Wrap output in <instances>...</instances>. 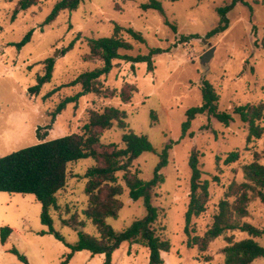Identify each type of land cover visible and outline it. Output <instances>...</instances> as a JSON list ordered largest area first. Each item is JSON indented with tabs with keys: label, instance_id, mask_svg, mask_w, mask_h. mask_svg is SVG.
<instances>
[{
	"label": "rangeland",
	"instance_id": "rangeland-1",
	"mask_svg": "<svg viewBox=\"0 0 264 264\" xmlns=\"http://www.w3.org/2000/svg\"><path fill=\"white\" fill-rule=\"evenodd\" d=\"M56 1L39 0L13 18L17 0H0V157L40 142L37 132L45 134L44 140L81 132L91 110L117 107L126 113L127 127L123 130L114 126L103 131L100 141L102 145L113 142L121 146L124 131L145 135L153 150L142 153L131 166L140 179L153 177L159 154L171 143L168 162L159 170L163 181L153 189L151 198L159 212L154 226L170 242V251L162 253L163 264H225L222 249L228 238L238 241L249 235L240 230L226 231L212 240L205 251L187 244L184 214L190 190L188 158L192 149L198 151L201 179L208 182L206 210L191 221V235L201 236L211 225L229 186L243 181L242 166L255 159L264 164V132L259 139L247 143V125L233 113L235 106L264 103V0L236 4L227 13V30L210 38L206 35L218 22L217 8L231 0H158L165 16L154 9H142L140 5L148 0H83L76 10L62 11L54 21L43 25ZM114 24L131 27L145 39L139 43L121 32L132 44L131 50L121 53L137 55L146 54L151 48L170 49L153 57L152 72L145 62L132 64L116 59L111 70L99 78L101 89L119 91L126 83L135 86L128 103H122L118 96L88 93L76 103L67 104L52 122L51 112L57 104L81 90L80 85L67 84L80 73L102 64L100 60L84 58L89 52L87 39L110 36ZM32 29L31 40L18 47ZM186 36L194 37L180 42ZM72 42V48L63 53ZM210 49L212 56L202 65L201 56ZM51 56L55 57L51 80L38 94H30L36 76L44 73V60ZM203 81L213 85L219 95V110L230 112L233 121L224 125L199 114L182 136L187 109L202 103ZM261 125L264 128V118ZM234 150L239 152L238 160L226 163L227 154ZM94 164L91 158L71 162L66 185L57 193L59 209L51 212L53 227L67 243L77 240V230L97 236L83 214L87 206L83 175ZM116 175L124 188L120 196L123 207L117 217L107 222L122 231L145 216L146 208L143 199H129L122 172ZM247 210L241 221L263 228L264 203L253 198ZM40 215L41 204L33 194L0 192V229H11L6 242H0V264H23L12 253L13 248L26 257L28 264H64L70 250L52 234L42 233L47 228ZM254 240L264 247V234ZM104 257L76 251L65 264H103ZM148 261L147 247L124 241L113 251L111 264ZM252 264H264V257L256 258Z\"/></svg>",
	"mask_w": 264,
	"mask_h": 264
},
{
	"label": "trees",
	"instance_id": "trees-1",
	"mask_svg": "<svg viewBox=\"0 0 264 264\" xmlns=\"http://www.w3.org/2000/svg\"><path fill=\"white\" fill-rule=\"evenodd\" d=\"M39 0H17L13 18L20 11H25L37 5ZM83 0H57L50 13L45 17L44 24L54 21L62 11L76 10ZM243 0H231L224 6L217 8L218 22L206 35L207 38L223 33L227 30L229 22L227 13L236 4ZM140 7L144 10L154 9L165 16L160 1L148 0ZM165 23L170 25L167 19ZM175 30V27L173 26ZM121 32L128 34L134 41L144 43L143 35L131 27H122L114 24L110 36L88 38L89 52L85 55L87 60H100L101 66L84 71L70 81L67 85H80L81 90L72 96L63 98L51 112V121L65 109L67 104L76 103L78 99L88 93L102 94L103 97L118 96L122 103H128L135 86L126 83L119 91L116 89H101L99 78L106 75L113 67L116 59L134 63H147V70H154L153 57L170 48H151L146 54L130 55L121 53L129 51L132 44L123 38ZM33 29L29 30L24 38L17 44L18 47L31 40ZM194 36H186L180 42ZM261 45L264 47V40ZM73 42L65 47L62 52L70 50ZM54 56L44 60V73L36 76V84L29 88L30 94H38L41 87L51 80ZM49 92L47 95L52 93ZM202 103L191 107L186 111V120L182 124V136H185L190 128L191 121L199 114L212 117L221 124L228 125L233 121V115L228 111L219 110V95L213 85L203 81L201 86ZM233 113L247 125L246 142L259 139L264 128L261 122L264 118V103L245 104L235 106ZM116 126L119 129L127 127L126 113L114 106H106L102 111L91 110L88 121L83 125L81 132L71 133L59 138L44 140L45 134L37 132L38 143L24 147L3 157H0V192L10 194H33L41 204V223L46 226L42 233L52 234L56 239L64 242L69 248L64 264L67 263L76 251L86 250L95 254H104L103 264L112 263V253L124 241L130 244H139L149 250L148 264H163V252L170 251L169 240L158 234L154 224L158 219V208L151 202L153 189L163 181L159 170L168 162V150L171 143H167L159 154L160 161L154 170L150 180L140 179L131 171L132 163L142 153L152 151V144L145 135L124 131L121 137V146L116 143L102 145L100 137L103 131ZM47 129L49 127H46ZM38 131V128H37ZM102 147V149H100ZM256 157L258 154H255ZM83 158H91L95 164L89 167L83 178L86 179L84 192L87 196V206L83 210L86 219L93 225L97 236L77 230L78 238L74 243H67L64 237L54 229L51 212L59 209L57 193L62 190L67 182V168L71 162ZM239 158L237 150L231 151L225 158L226 163H232ZM190 169V190L187 208L184 214V233L187 236L189 246H197L200 251H205L208 244L226 231H245L249 237L238 241L228 238L227 245L222 249L225 256V264H252L258 257H264V247L255 237L264 234V227L257 228L249 223L241 221L247 216L248 203L253 198H259L264 203V164L255 159L242 166L243 181L232 183L226 197L218 203L217 212L209 228L203 235H191L192 218L199 216L206 210L209 200L208 182L201 179L202 171L199 164V153L192 149L188 158ZM118 172H122V180L128 190V197L132 200L143 199L146 214L142 218L134 220L131 225L116 231L107 222L109 218H115L123 207L120 196L124 188L118 182ZM233 196L229 201L227 197ZM64 223L67 221L64 220ZM11 233L8 226L0 229V242H6ZM12 253L23 264H28L26 257L13 248Z\"/></svg>",
	"mask_w": 264,
	"mask_h": 264
},
{
	"label": "water",
	"instance_id": "water-1",
	"mask_svg": "<svg viewBox=\"0 0 264 264\" xmlns=\"http://www.w3.org/2000/svg\"><path fill=\"white\" fill-rule=\"evenodd\" d=\"M212 56V49L208 50L201 56V63L202 65H205L207 62H209L210 58Z\"/></svg>",
	"mask_w": 264,
	"mask_h": 264
}]
</instances>
